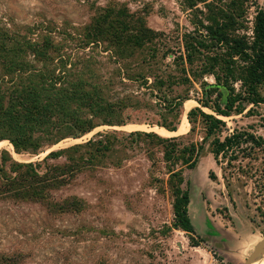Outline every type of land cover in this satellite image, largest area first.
<instances>
[{
  "label": "rangeland",
  "instance_id": "rangeland-1",
  "mask_svg": "<svg viewBox=\"0 0 264 264\" xmlns=\"http://www.w3.org/2000/svg\"><path fill=\"white\" fill-rule=\"evenodd\" d=\"M191 2L189 9L185 0H0V28L37 40L55 58L91 59L87 72L97 75L87 80H110L108 98L132 93L148 104L124 110V126H100L37 154L16 153L7 140L0 141V264H243L263 239L264 146L228 166L217 165L205 144L195 167L182 170L195 230L192 242L188 233L172 225L175 187L164 161L165 143L128 136L156 134V122L168 117L147 85L140 80L121 84L113 74L115 65L107 56L115 46L112 33L121 28L117 13L161 34L151 45L124 52L129 73L144 74L149 84L150 74L177 78L182 35L195 27L204 35L199 22L206 25L207 17L228 14L234 7L231 0ZM234 8L231 33L250 40L254 16L264 10V0H239ZM203 80L213 82L209 76ZM198 82L172 88L173 95L186 92L191 99L180 109L177 130L157 136L181 138L182 145L202 141V126L197 124L188 134L186 119L197 106L192 99L199 95ZM222 120V137L245 129L264 140V104L254 106L250 114ZM89 141L93 143L43 161L50 152ZM13 164H31L44 181L28 177L29 170ZM175 168L183 167L177 163ZM256 264H264V253Z\"/></svg>",
  "mask_w": 264,
  "mask_h": 264
},
{
  "label": "trees",
  "instance_id": "trees-1",
  "mask_svg": "<svg viewBox=\"0 0 264 264\" xmlns=\"http://www.w3.org/2000/svg\"><path fill=\"white\" fill-rule=\"evenodd\" d=\"M238 1L231 0V5L237 6ZM184 5L189 9L194 6L191 0H185ZM234 7L228 14L220 11L207 17L206 25L199 22L204 35L197 27L182 35L183 51L176 57L180 60L177 78L162 73L150 74L152 81L148 84L144 74L129 73V56L124 54L126 48L141 49L145 44H153L161 34L125 15L118 16L117 13L116 18L122 20L117 25L121 28L112 33L115 46L107 56V61L115 65L113 74L121 84L125 80H140L144 87L147 85L150 95L160 102L162 115L168 117V120L162 117L156 125L168 132L177 130L180 109L191 99L186 92L173 95L172 88L188 87L192 81H199V95L192 99L197 106L187 112L186 119L190 125L188 134L194 132L197 124L202 126L201 142L182 145L181 138L177 137L161 138L144 132L128 134L154 137L165 143L164 161L169 181L175 187L172 225L188 233L192 242L195 230L188 215L189 190L187 183L183 186L182 170L195 167L205 144L217 165L226 162L228 166L243 158V154L248 156L253 149L264 146L260 136L245 129H234L221 136L226 129L222 118L250 114L254 106L264 104V94H261L264 92V10L256 11L253 35L248 40L246 36L231 33L235 23ZM150 50L155 51L153 47ZM197 60L199 66L194 67ZM91 63L94 62L88 58H74V61L61 56L55 58L41 49L37 40L0 28V141L7 140L16 153L37 154L44 147L56 145L66 138H80L100 126H124L128 121L122 116L124 110L148 105L141 104L132 93L108 98L110 80L103 83L87 80H93L97 75L91 70L87 72ZM206 76L213 82L204 81ZM91 143L50 152L43 161L58 159ZM177 163L183 168L176 169ZM13 166L29 170L27 175L32 179L43 177L33 171L31 164ZM53 170L58 169L54 167Z\"/></svg>",
  "mask_w": 264,
  "mask_h": 264
},
{
  "label": "water",
  "instance_id": "water-1",
  "mask_svg": "<svg viewBox=\"0 0 264 264\" xmlns=\"http://www.w3.org/2000/svg\"><path fill=\"white\" fill-rule=\"evenodd\" d=\"M264 237L263 239L258 242L254 248L251 254L245 259L243 264H254L256 260L264 253Z\"/></svg>",
  "mask_w": 264,
  "mask_h": 264
},
{
  "label": "bare ground",
  "instance_id": "bare-ground-1",
  "mask_svg": "<svg viewBox=\"0 0 264 264\" xmlns=\"http://www.w3.org/2000/svg\"><path fill=\"white\" fill-rule=\"evenodd\" d=\"M182 126V125H181ZM180 126V127H181ZM154 132L156 133V134H158V135H160V136H165V135H167V134H172V133H169V132H166V131H164L163 129H161V128H158V127H156V128H154ZM2 143H0V145H1ZM264 250V249H263ZM259 259V258H258ZM258 260H256V262H257ZM256 262L254 263V264H256Z\"/></svg>",
  "mask_w": 264,
  "mask_h": 264
}]
</instances>
